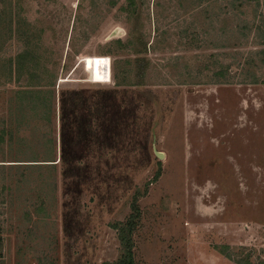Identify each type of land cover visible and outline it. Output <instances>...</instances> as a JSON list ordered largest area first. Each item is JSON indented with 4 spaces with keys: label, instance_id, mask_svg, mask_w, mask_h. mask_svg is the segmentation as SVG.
<instances>
[{
    "label": "rangeland",
    "instance_id": "1",
    "mask_svg": "<svg viewBox=\"0 0 264 264\" xmlns=\"http://www.w3.org/2000/svg\"><path fill=\"white\" fill-rule=\"evenodd\" d=\"M141 3L0 0V264H264V0Z\"/></svg>",
    "mask_w": 264,
    "mask_h": 264
},
{
    "label": "trees",
    "instance_id": "2",
    "mask_svg": "<svg viewBox=\"0 0 264 264\" xmlns=\"http://www.w3.org/2000/svg\"><path fill=\"white\" fill-rule=\"evenodd\" d=\"M243 2L247 3L249 0H240V4H243ZM126 7L130 14H135L134 16L137 19L142 7L141 0H126ZM129 36L134 38V42L136 43V46H138V49H135L134 53L139 54L142 52V50L144 51L145 43L143 42L142 35L139 33V30L136 29V27H133L131 30H129ZM117 42L120 43L119 40ZM18 56L20 57L22 55L20 54ZM133 62L136 76L141 78L143 70L146 66V59L136 55ZM17 63H19V61H17ZM19 65H22V62H20ZM220 74H222V72ZM131 210L132 211L128 215L127 219L123 223L115 226L118 232V239L122 245V253L116 261L105 262L103 264H134L133 242L131 234L138 223L140 215L134 202L131 204Z\"/></svg>",
    "mask_w": 264,
    "mask_h": 264
},
{
    "label": "water",
    "instance_id": "3",
    "mask_svg": "<svg viewBox=\"0 0 264 264\" xmlns=\"http://www.w3.org/2000/svg\"><path fill=\"white\" fill-rule=\"evenodd\" d=\"M123 32L122 31H119V30H117V29H114L111 33H110V36L111 37H113V36H118V35H121ZM156 153V155L158 156V157H162V154L161 153H158V152H155Z\"/></svg>",
    "mask_w": 264,
    "mask_h": 264
}]
</instances>
